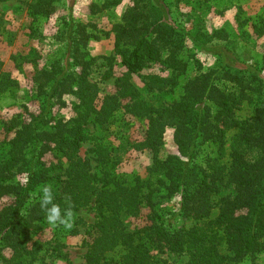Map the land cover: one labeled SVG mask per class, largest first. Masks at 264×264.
<instances>
[{
  "label": "trees",
  "instance_id": "1",
  "mask_svg": "<svg viewBox=\"0 0 264 264\" xmlns=\"http://www.w3.org/2000/svg\"><path fill=\"white\" fill-rule=\"evenodd\" d=\"M59 2L28 3L33 20L52 18ZM122 2H93L90 12L97 15ZM255 28L259 37L264 36V21ZM67 31L65 55L34 78L42 98L38 111L27 110L5 128L0 148V264H36L34 236L45 220L40 198L46 185L56 189L53 202L62 210L92 206L97 213L87 232L85 264H171L160 253L186 256L182 264H238L260 253L264 248L263 78L255 72H234L225 63L224 52H229L225 50L217 55L216 68L204 70L196 61L197 74L174 103L156 108L139 101L132 76L163 64L173 77L169 84L176 87L177 79L189 74L191 62L184 58L188 37L174 23L165 0H130L112 28L114 53L126 72L117 78V93L102 98L99 85L90 78L96 58L86 51L92 36L87 25L73 21ZM31 32L37 30L31 27ZM234 55L244 65L241 53ZM8 87L0 81L1 92ZM244 102L254 105V115L240 120L237 111ZM121 110L147 121L145 139L138 147L153 156L149 171L159 176L153 183L113 180L112 186H100L89 160L81 156L90 121L106 124ZM168 128L174 129L178 154L162 160L159 154ZM232 130L237 132L223 163ZM205 144L216 146L219 155L200 164L196 157ZM222 188L232 189L233 194L220 196ZM162 189L167 197L179 199L178 214L196 224L177 226L175 219L164 218L155 202ZM145 210L142 229L128 232L123 215L137 218ZM119 251L123 255L116 260Z\"/></svg>",
  "mask_w": 264,
  "mask_h": 264
},
{
  "label": "rangeland",
  "instance_id": "2",
  "mask_svg": "<svg viewBox=\"0 0 264 264\" xmlns=\"http://www.w3.org/2000/svg\"><path fill=\"white\" fill-rule=\"evenodd\" d=\"M34 1L0 0V81L9 85L6 91H0V148L4 144L5 128L13 119L21 115L24 117L27 110L38 111L42 98L37 94L34 78L65 55L69 41L68 25L73 21L87 25L92 35L86 48L89 56L96 58L90 78L99 85L102 98L117 93V78L126 72L121 59L114 53L112 28L120 21L130 0H123L120 6L97 15L91 14L90 6L100 0H60L52 18L35 21L28 6V3ZM165 2L171 10L174 23L188 37L184 58L191 62V69L188 75L177 79L176 87L169 84L172 75L163 64H153L132 76L139 101L156 108L174 103L182 96L185 83L197 74L196 61L204 66V70L216 68L217 55L225 50L229 51L224 52L225 63L234 67V72H255L264 80V36L259 37L255 28L261 27L264 21V0ZM31 27L37 33L32 34ZM234 50L241 53L244 65L236 59ZM108 72L111 75L107 78ZM253 115L254 105L247 102L237 111L240 120ZM146 129L145 119L127 115L124 110L103 125L90 121L81 156L89 160L92 172L99 177L100 186H112L113 180L130 185L137 182L150 184L159 177L149 171L153 166L152 154L138 147L145 139ZM236 132L232 130L228 134L223 163L228 160L230 139ZM173 135L174 129L168 128L165 144L159 154L162 160L178 154ZM199 151L196 161L200 164L219 155L214 145L205 144ZM55 190L53 188V194ZM228 194H233L232 189L222 188L220 196ZM155 202L164 218L175 219L177 226L190 227L196 224L190 217L178 214L179 199L167 197L164 189L157 194ZM73 212L75 219L71 229L53 228L46 219L40 224L41 228L34 236L38 244L36 264H85L87 232L95 224L97 213L92 206ZM147 213L145 210L137 218L124 214L122 219L127 231L136 233L142 229L147 221ZM216 216L217 210L213 214V217ZM122 255L123 252L119 251L114 258L119 260ZM160 255L171 264L187 261L186 256L167 253ZM238 264H264V248L254 258H247Z\"/></svg>",
  "mask_w": 264,
  "mask_h": 264
},
{
  "label": "clouds",
  "instance_id": "3",
  "mask_svg": "<svg viewBox=\"0 0 264 264\" xmlns=\"http://www.w3.org/2000/svg\"><path fill=\"white\" fill-rule=\"evenodd\" d=\"M43 195L40 198V207L45 211L46 222L53 228L63 227L71 229L74 223V212L71 208L61 209L59 204L54 203L53 188L46 185L41 189Z\"/></svg>",
  "mask_w": 264,
  "mask_h": 264
}]
</instances>
